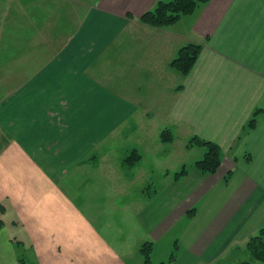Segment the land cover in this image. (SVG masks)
<instances>
[{
  "label": "crops",
  "instance_id": "obj_1",
  "mask_svg": "<svg viewBox=\"0 0 264 264\" xmlns=\"http://www.w3.org/2000/svg\"><path fill=\"white\" fill-rule=\"evenodd\" d=\"M158 1L88 5L57 47L35 21V42L20 48L36 54L28 77L0 100V264H144L146 242L156 263L178 242L170 264H212L264 225V116L239 140L264 109V0H212L172 27L142 24ZM192 43L202 53L182 76L171 63ZM164 129L217 143L218 172L192 167L175 181L186 147L163 145ZM133 150L142 160L128 168Z\"/></svg>",
  "mask_w": 264,
  "mask_h": 264
},
{
  "label": "rangeland",
  "instance_id": "obj_2",
  "mask_svg": "<svg viewBox=\"0 0 264 264\" xmlns=\"http://www.w3.org/2000/svg\"><path fill=\"white\" fill-rule=\"evenodd\" d=\"M98 1L99 0H0V100L16 90L19 87V82L28 77L26 75H28L29 69L27 68H30V62L26 63V55L36 57V54H23L20 52V48L22 46L23 48H26L35 42L34 37H32V34L34 33L33 29L35 28V21L37 20L36 23L39 24L40 19L42 18V21L46 23L47 32L52 35V39L59 37L57 43H53L54 47H57L59 43L76 31L80 24V19L85 17L88 11V5H94ZM23 14H26V16ZM37 42H39V38H37ZM37 58L35 59L36 62L39 61ZM21 63H26V67L22 69L19 68L18 65ZM39 65L40 62L36 64V66ZM32 73L31 69L30 74ZM191 137L192 136L181 135L176 132L175 142H177V144L175 145H177V147L180 145L186 147V144ZM114 140L115 139L112 137L111 141ZM163 145L168 146V144ZM175 145L174 148H176ZM173 150V147H171L170 151L172 152ZM129 153H131V151H126L122 156L125 157V154ZM203 155L204 149L201 148H194L192 150L181 148V153L179 154L178 151H176L175 161L171 164L175 165V162H177V165H180L178 171L181 170L183 166H186L189 170L194 167L195 162L201 159ZM144 164L156 168L149 156L146 158ZM165 166L168 165L165 164ZM150 179L149 184L154 186L160 184V174L154 172V175H152ZM10 219L12 220L13 218L10 217ZM20 224V230L17 228L21 233V236L19 235V237H21V240L22 236L24 239H29L24 230L23 222H20ZM11 225L13 226L14 224L11 223ZM259 230L254 235H256ZM249 240L250 239H248V241ZM248 241L243 245L239 244L238 246H235L232 252H230L227 257H224V260L212 264H241L250 261V254L246 248ZM23 248L26 249L25 246H23ZM26 253L30 258L28 253H32L31 250L28 249ZM158 254L163 255L164 252L161 250ZM156 258H158V255H156ZM168 259L169 255L165 257L164 261L167 262ZM162 261L163 260H161V262ZM153 262L156 264L157 260L153 259ZM27 263L29 264L28 258ZM130 263L132 264L133 261Z\"/></svg>",
  "mask_w": 264,
  "mask_h": 264
},
{
  "label": "trees",
  "instance_id": "obj_3",
  "mask_svg": "<svg viewBox=\"0 0 264 264\" xmlns=\"http://www.w3.org/2000/svg\"><path fill=\"white\" fill-rule=\"evenodd\" d=\"M212 0H171L169 2L158 1L153 9L146 12L141 18L140 22L144 25L154 28H167L176 25L184 17L192 16L197 13L202 7L210 3ZM202 45L200 44H188L181 48L177 57L172 61L171 67L179 72L182 76H188L195 65L198 62L200 54L202 52ZM264 116V109L257 108L248 123L244 126L242 135L239 140L249 134L256 128L260 118ZM175 132L171 129H164L160 134V140L166 144H173L175 142ZM194 148L204 149V155L201 159L197 160L194 164L196 170L204 175H214L220 169L223 162L222 148L215 142L205 140L197 135H193L186 144V149L191 150ZM248 159H251L249 157ZM142 160V155L133 150L127 154L124 158V165L128 168L134 167ZM189 170L186 166L174 173V180L179 181L186 175ZM231 173L226 176L225 181H229ZM152 192L150 186L146 187L143 191L147 198H151ZM1 211L4 212L5 207L0 205ZM196 215V209H192L187 219H192ZM4 222L0 220V230L3 228ZM248 253L250 254V261L243 262L241 264H264V226L259 232L252 236L246 244ZM154 245L152 242L144 243L140 248V255L143 258L144 264H154L152 261ZM180 247L176 242L174 252L170 256L167 262H160L156 264H170L178 259ZM24 264V262H23ZM218 264V263H217Z\"/></svg>",
  "mask_w": 264,
  "mask_h": 264
}]
</instances>
